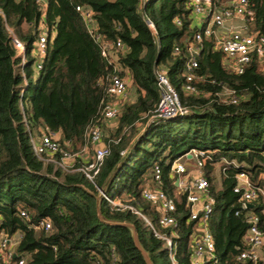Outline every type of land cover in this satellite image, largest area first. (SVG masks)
<instances>
[{
  "label": "trees",
  "instance_id": "1",
  "mask_svg": "<svg viewBox=\"0 0 264 264\" xmlns=\"http://www.w3.org/2000/svg\"><path fill=\"white\" fill-rule=\"evenodd\" d=\"M249 3L254 11L249 30L264 35V0ZM77 5L92 8V33ZM195 17L191 0H0V237L19 235L17 259L25 264H146L131 230L101 221L97 212L100 188L129 149L105 191L169 233L180 263L192 264L194 223L188 221L186 195L176 199L177 226L162 228L161 213L143 191L155 186L153 172L159 165L161 188L175 196L173 162L199 149L207 153L201 156L202 172L214 198L209 229L217 264H251L239 258L247 248L246 214H257L264 228V195L242 208L234 188L243 171L264 191V60L253 56L241 74L228 69L212 37L196 41L201 26ZM145 18L153 22L155 34ZM43 29L48 47L38 69L33 49ZM13 35L26 46L24 65ZM193 43L200 51L197 91L190 93L184 89V72ZM156 67L165 69L187 113L150 120L161 97ZM114 74L127 81L128 95L121 101L108 92ZM116 101L122 107L112 130L103 112L106 103ZM95 126L103 129V143L111 150L96 183L82 171H66L35 155L30 134L40 136L44 130L58 132L64 149L82 154L88 146L94 153L87 134ZM84 160L78 156L76 166ZM100 208L104 220L136 226L154 264H171L165 242L135 212L117 210L103 196ZM43 219L51 221V229L39 227ZM260 251L256 264H264V243ZM8 264L18 263L12 259Z\"/></svg>",
  "mask_w": 264,
  "mask_h": 264
},
{
  "label": "built area",
  "instance_id": "2",
  "mask_svg": "<svg viewBox=\"0 0 264 264\" xmlns=\"http://www.w3.org/2000/svg\"><path fill=\"white\" fill-rule=\"evenodd\" d=\"M39 1L44 2L45 0ZM191 6L195 16L200 18L201 30L195 34L196 41L200 42L204 37H212L216 42V46L224 52V64L228 69L241 74L253 56L264 60V35L251 31L248 27L254 21V11L250 6L249 0H233L229 5L217 4L214 0H191ZM76 10L81 12L88 30L92 33L95 29L92 8L77 5ZM234 21H240V29L227 33L218 32L226 23ZM145 23L152 33L155 34L153 22L149 18H145ZM96 38L99 39V35ZM12 40L17 49L20 63L24 65L26 62V46L15 35H13ZM117 46H122V43L120 41L117 42ZM47 47V31L43 29L33 49V54L37 57L38 69L42 68V61L46 55ZM109 49L110 46L108 44L104 45L102 54L108 56ZM175 51H180V48L176 46ZM189 51L190 60L187 62L184 72L186 76L184 89L193 93L197 91L194 80L197 78L196 69L199 66V62L196 56L199 54L200 47L198 44L193 43L189 46ZM22 75L25 76L24 71H22ZM155 77L161 91V97L157 108L150 116V120L172 119L187 113L188 109L182 105L179 93L169 80L165 69L156 67ZM127 89L126 80L118 74L112 75L108 86L109 94L121 101L127 98ZM229 94L233 95L234 92L229 91ZM237 100V97L233 95L232 102L236 103ZM115 103L108 102L105 104L103 113L107 121H113L117 118L119 107ZM30 135L35 155L40 160L66 171L76 169L82 171L94 183H96V178L105 157L111 152L110 148L103 143L104 132L100 126L92 127L88 131V141L95 146V151L91 158L82 161L79 166H76V161L78 156L84 158L83 153H74L69 149H64L58 132L44 130L40 136L32 133ZM65 144L68 146L69 142ZM88 148L86 146L84 151H88ZM124 153L125 151L122 152V154ZM189 154L192 155L191 158L188 157ZM206 154L205 151L193 149L173 162L171 170L173 175H177L175 196L167 194L161 188L162 169L159 165L155 167L153 172L155 186H149L143 191L144 198L151 201L161 213L159 225L162 228L177 226L176 214L178 206L176 199L181 194L186 195L185 206L188 211V221L194 223V231L191 236L192 264H217L214 237L209 229L214 198L209 195V182L202 172L203 159L201 156ZM192 159L195 161L192 165L196 168V171L189 177L187 161H193ZM236 178L238 182L234 191L240 194L242 208L248 207L249 203L252 204V201L258 198L259 193L264 195V191L251 182L247 173L240 171ZM100 192L117 210L128 208L142 218L152 228L154 235L165 242L171 264H182L177 257L176 245L169 233L157 230L146 214L125 203L116 194H109L103 188H100ZM21 214L24 217H28L26 211H22ZM246 217L249 224L245 236L247 248L240 251L239 258L242 261L256 264L262 257L260 249L264 243V228L260 225V218L257 214L249 212ZM39 227L49 230L52 227V223L49 219H43L40 221ZM18 242L19 240L15 241L13 237H8L7 235L0 237V264H8L12 259H16L18 264H25L24 258L17 259L15 248Z\"/></svg>",
  "mask_w": 264,
  "mask_h": 264
},
{
  "label": "water",
  "instance_id": "3",
  "mask_svg": "<svg viewBox=\"0 0 264 264\" xmlns=\"http://www.w3.org/2000/svg\"><path fill=\"white\" fill-rule=\"evenodd\" d=\"M128 150L125 151V153L123 154V157L121 158V160L118 163V165L115 167V169L110 174V176H109L108 180L106 181V183L113 177L114 173L116 172V170L119 167L121 161L123 160V158L127 154ZM191 156H192L191 154L188 155L189 158H191ZM106 183H105V185H106ZM105 185L103 186V189L104 190H105ZM101 199H102V193L100 192L98 194V196H97V212H98V216H99L100 220L103 221V222H105V223H108V224L118 225V226H123V227L129 228L131 230V234H132V238H133L135 247L140 251L141 255L143 256V259H144L145 263L146 264H154V262L151 259L149 253L147 252V250L141 244L138 230H137L136 226L133 223L126 222V221H107V220H104L103 219V216L101 214V208H100ZM251 205L252 204L249 203V206H251Z\"/></svg>",
  "mask_w": 264,
  "mask_h": 264
},
{
  "label": "crops",
  "instance_id": "4",
  "mask_svg": "<svg viewBox=\"0 0 264 264\" xmlns=\"http://www.w3.org/2000/svg\"><path fill=\"white\" fill-rule=\"evenodd\" d=\"M227 2L228 4H231L233 0H223V2ZM200 18L198 17H195V24L196 25H199L200 26ZM236 29H240V26H239V23L235 24V23H232V22H228L226 23V25L222 28V29H219L218 32H221V33H227V32H231L232 30H236ZM119 108L122 107L121 106V103L119 101H116L115 103ZM112 121H109V123L111 124ZM88 151H84L83 153V156L85 157L86 153ZM189 167H193V161H187Z\"/></svg>",
  "mask_w": 264,
  "mask_h": 264
},
{
  "label": "rangeland",
  "instance_id": "5",
  "mask_svg": "<svg viewBox=\"0 0 264 264\" xmlns=\"http://www.w3.org/2000/svg\"><path fill=\"white\" fill-rule=\"evenodd\" d=\"M222 5H229L226 1L225 2H223V0H222ZM232 23H235V24H237V23H240V21H234V22H232ZM249 27V26H248ZM247 27V28H248ZM132 98V97H131ZM116 125H117V121L116 120H113L112 122H111V124H107V126L110 128V129H112V130H114V129H116ZM143 130H144V128H143ZM142 130V131H143ZM106 131V133H108V130H105ZM92 152H87L86 153V155H85V157H84V159L85 160H87V159H89L90 158V156H92ZM193 160V159H192ZM193 162H195L194 160H193ZM218 169H219V165H217V171H218ZM196 171V168H194V167H189V173H190V175H189V177H191L192 176V174H194V172ZM13 239L16 241V240H19V235L17 234V235H15L14 237H13Z\"/></svg>",
  "mask_w": 264,
  "mask_h": 264
}]
</instances>
